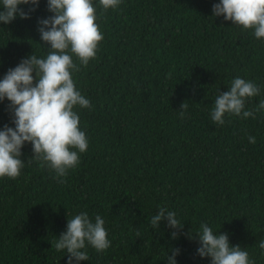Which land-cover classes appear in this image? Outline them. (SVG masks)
Wrapping results in <instances>:
<instances>
[{"label":"trees","instance_id":"16d2710c","mask_svg":"<svg viewBox=\"0 0 264 264\" xmlns=\"http://www.w3.org/2000/svg\"><path fill=\"white\" fill-rule=\"evenodd\" d=\"M92 2L104 38L86 66L73 55L72 72L91 104L74 106L88 149L59 183L23 145L20 175L0 177V264H67L52 245L81 212L104 219L110 247L86 246L78 264H168L174 249L176 264H211L197 255L202 223L264 264V111L211 119L236 77L261 90L245 110L264 100V38L214 17L219 0H121L108 10ZM51 15L39 0L29 19L0 22V80L31 54L46 58L38 22ZM9 103L0 101V130L15 127ZM161 207L183 223L175 239L166 220L150 224Z\"/></svg>","mask_w":264,"mask_h":264},{"label":"clouds","instance_id":"9594fccd","mask_svg":"<svg viewBox=\"0 0 264 264\" xmlns=\"http://www.w3.org/2000/svg\"><path fill=\"white\" fill-rule=\"evenodd\" d=\"M121 0H99L104 10L114 9ZM39 0H0V22L10 23L17 16L29 19L38 7ZM18 5H31L28 11ZM47 9L53 15L40 20L41 40L51 51L46 58L31 54L14 68H10L0 80V101L5 98L10 102L9 110L12 123L0 130V177L17 178L24 161L21 159L23 145L31 143L32 152L40 167H47L55 172L59 183H64L70 169L80 163V153L88 149V138L80 130V117L74 106L90 108L89 99L77 90L72 72L79 71L73 62V55L80 65L86 66L95 58L98 44L103 34L96 23L97 10L92 0H47ZM214 17L223 16L225 21L240 25L244 29H254L257 39L264 38V0H219L213 4ZM35 73V77L33 75ZM35 81V82H34ZM229 90L217 95L211 119L217 125L225 123V114H233L243 119H255V113L264 111V100L253 110H245L246 101L260 94V88L254 82L236 77ZM188 105L180 106L179 115L184 117ZM249 144H255L254 136L247 137ZM166 220L172 232V238L178 237L183 223L174 211L159 208L151 217L150 224L158 228ZM105 221L96 215L94 222L87 212H81L68 219L66 232L62 233L53 245L56 251H64L67 264H78L88 260L86 246L96 251L110 247ZM139 235V234H138ZM200 246L197 255L210 257L211 264H254L247 251L239 245L229 244L227 233H216L207 224L200 225L195 235ZM192 239L193 234H188ZM264 249V239L259 243ZM179 249L172 250L168 264H176L175 256Z\"/></svg>","mask_w":264,"mask_h":264}]
</instances>
